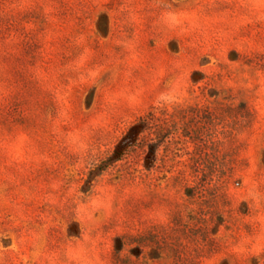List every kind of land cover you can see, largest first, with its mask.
Here are the masks:
<instances>
[{
    "label": "rangeland",
    "instance_id": "obj_1",
    "mask_svg": "<svg viewBox=\"0 0 264 264\" xmlns=\"http://www.w3.org/2000/svg\"><path fill=\"white\" fill-rule=\"evenodd\" d=\"M0 264H264V0H0Z\"/></svg>",
    "mask_w": 264,
    "mask_h": 264
}]
</instances>
